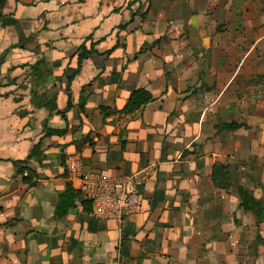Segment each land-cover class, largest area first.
I'll use <instances>...</instances> for the list:
<instances>
[{"label":"crops","instance_id":"1","mask_svg":"<svg viewBox=\"0 0 264 264\" xmlns=\"http://www.w3.org/2000/svg\"><path fill=\"white\" fill-rule=\"evenodd\" d=\"M83 43L97 55L67 92ZM137 89L154 101L117 113ZM263 103L264 0H0V264H245L252 219L235 187L251 191L240 160L254 140L221 126L252 125ZM72 157L136 175L135 214L93 220ZM216 165L241 183L216 187Z\"/></svg>","mask_w":264,"mask_h":264},{"label":"built area","instance_id":"2","mask_svg":"<svg viewBox=\"0 0 264 264\" xmlns=\"http://www.w3.org/2000/svg\"><path fill=\"white\" fill-rule=\"evenodd\" d=\"M67 177L89 205V215L95 221L121 225L133 216L138 207L137 176L108 177L85 171L76 157L67 158Z\"/></svg>","mask_w":264,"mask_h":264},{"label":"trees","instance_id":"3","mask_svg":"<svg viewBox=\"0 0 264 264\" xmlns=\"http://www.w3.org/2000/svg\"><path fill=\"white\" fill-rule=\"evenodd\" d=\"M109 54L110 52L106 53V55H109ZM92 55H97V52L94 50V44H91L89 49H86L85 43H83L78 48L77 55H76L77 68H76L75 73L71 77L67 78V83H68L67 92H68L72 77L75 74H77L80 70L81 63ZM39 64L40 63H38V65ZM153 101L154 99L151 97V95L148 92L142 89H137V90L132 91L124 108L117 113L123 114V115H130L138 111L145 105L152 103ZM70 107H71L70 97L68 96L66 109H70ZM61 117L63 120H65L64 116H61ZM241 128L247 129L246 126L238 125L236 123L222 124L221 126V130L225 132H234ZM65 132L66 130H62V131L47 130L45 132V136H62L65 134ZM39 148H40V144L33 146L28 158L29 159L37 158V156L39 155ZM215 169L219 175L218 182H215V186L224 191L230 189V187L232 186V182L230 178V172L228 171L227 167L223 165H216ZM235 189H236V194L238 198V209H241L243 212L251 213L258 222L264 220L262 204L259 200L254 198L252 192L244 189L242 186H236ZM70 193H71V189L67 187V192L66 194L62 196L59 207L57 208V211H56L57 216L65 215L67 209L73 206L72 201L70 203H67L68 195ZM261 240L262 239L260 238V236H257L251 247L256 248L259 244H261Z\"/></svg>","mask_w":264,"mask_h":264},{"label":"rangeland","instance_id":"4","mask_svg":"<svg viewBox=\"0 0 264 264\" xmlns=\"http://www.w3.org/2000/svg\"><path fill=\"white\" fill-rule=\"evenodd\" d=\"M258 80H260V78L254 79V81ZM237 106L233 109V113L235 111H240V107ZM261 108L262 109L258 112H252V121H250L252 125L250 126L241 122L243 116H240L241 119H235V121H233L234 118H229L227 121L247 127V129H245L247 131L245 136L236 135L237 140H254L250 150L245 151V156L240 160V163H243L246 170L249 172L247 174L250 175L247 177L248 184L244 185V187H249L254 197L261 202L264 217V103L261 105ZM236 167L235 170L230 171V178H234V183L238 185V183H241V180L238 177V167ZM244 189L248 190V188ZM244 213L252 219V235L250 241H254V238L257 236H261L260 238L262 240L261 244L256 248L250 247L249 250L240 249L237 254V262L241 263V257H246L245 264H264V220L258 222L251 213Z\"/></svg>","mask_w":264,"mask_h":264}]
</instances>
